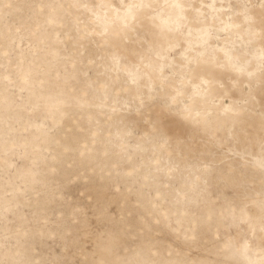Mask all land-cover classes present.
Masks as SVG:
<instances>
[{"label": "rangeland", "instance_id": "374dc122", "mask_svg": "<svg viewBox=\"0 0 264 264\" xmlns=\"http://www.w3.org/2000/svg\"><path fill=\"white\" fill-rule=\"evenodd\" d=\"M129 2L0 0V260L258 262L262 44L248 36L243 12L247 6L258 15L260 0H182L189 16L198 9L217 30L229 17L241 24L217 31L212 45L227 39L254 72L213 68L215 78L205 77L212 79L202 85L209 90L200 105L211 112L207 126L164 107L179 85L180 52L158 59L145 39L154 31L145 17L173 16L174 0H151L143 22L122 39ZM150 63L163 65L168 80ZM129 73L138 74L135 83ZM233 106L238 115L225 111ZM247 216L255 233L242 222ZM191 230L195 241L185 239ZM245 239L247 257L219 251L225 241L239 247Z\"/></svg>", "mask_w": 264, "mask_h": 264}, {"label": "snow or ice", "instance_id": "6c2138e0", "mask_svg": "<svg viewBox=\"0 0 264 264\" xmlns=\"http://www.w3.org/2000/svg\"><path fill=\"white\" fill-rule=\"evenodd\" d=\"M169 6L177 11L167 19L157 16L145 17L151 20L154 30L151 38L146 36L145 39L150 49L155 50L157 58L166 60L167 55L172 53L173 50L180 52L179 85L173 87L174 94L168 96L164 107L168 111L179 115L182 120L196 125L207 126L211 118V112L206 108L200 107V105L202 102H207L209 90L206 87H202V85L212 83V79H206L205 77L211 76L215 78L216 74L213 68H230L232 71L239 73L247 72L249 77L254 76V72L248 70L247 63L249 62L242 60V56L237 53L236 48L227 39L221 47H213L212 45L213 39H219L216 34L217 31L231 32L233 29H241L242 25L231 22L232 18L229 17L228 22L220 21L223 24V28L217 30L213 24L208 22L206 14L200 12L198 9L195 10L194 15L189 16L187 9L191 6L183 3L182 0H174ZM153 7L154 5L151 3V0H130L124 7L121 38H126L128 32L135 28L138 21L143 22L141 19L142 14L145 10H150ZM201 7L203 8L205 5H201ZM207 7L215 10V4L207 5ZM259 7L260 12L256 15L245 6L243 23L247 25L249 37L258 35L261 40L262 46L258 50V60L260 64L261 87L264 90V0H260ZM212 19L213 21L217 19L215 14H213ZM256 28L259 29L258 33L254 32ZM107 31L108 29L105 27V32ZM171 33H178L180 35L186 33L187 38L183 43L179 40L165 39ZM239 38L242 39L243 37ZM157 44L159 45L158 47ZM112 60L113 63L119 64L120 57L114 54ZM147 67L152 68L153 71L158 70L162 81L168 80V77L164 75L163 65L153 66L150 63ZM129 77L135 83L138 79V74L129 73ZM196 79H199V84H193V81ZM189 85L191 86V91L187 90V86ZM225 111L238 115L240 109L233 106L225 109ZM81 155H84V153H81ZM258 166L264 172V156L259 160ZM259 209V231L261 233L260 260L258 262L252 260H245L243 262L224 260L218 261L216 264H264V198L260 201ZM184 215H188L187 209H185ZM157 222L159 223V221ZM242 222L248 223L253 233H255L256 229L252 223V216H247L246 219L242 218ZM196 238L195 230H191V234L185 233V239L195 241ZM219 251L224 254L234 253L247 257L252 251V246L247 239L239 247H236L231 241H225ZM13 256L18 257L20 253L15 252ZM0 264H35V262L22 258H6ZM99 264H157V262L151 259H125L119 262L100 261Z\"/></svg>", "mask_w": 264, "mask_h": 264}, {"label": "clouds", "instance_id": "9594fccd", "mask_svg": "<svg viewBox=\"0 0 264 264\" xmlns=\"http://www.w3.org/2000/svg\"><path fill=\"white\" fill-rule=\"evenodd\" d=\"M4 260V259H3ZM3 260H0V262H2Z\"/></svg>", "mask_w": 264, "mask_h": 264}]
</instances>
